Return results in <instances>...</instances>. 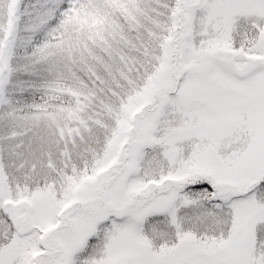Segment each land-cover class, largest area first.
<instances>
[{"label":"snow or ice","instance_id":"obj_1","mask_svg":"<svg viewBox=\"0 0 264 264\" xmlns=\"http://www.w3.org/2000/svg\"><path fill=\"white\" fill-rule=\"evenodd\" d=\"M0 264H264V0H0Z\"/></svg>","mask_w":264,"mask_h":264}]
</instances>
